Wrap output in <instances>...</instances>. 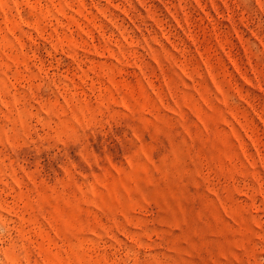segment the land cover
Listing matches in <instances>:
<instances>
[{
  "label": "rangeland",
  "instance_id": "1",
  "mask_svg": "<svg viewBox=\"0 0 264 264\" xmlns=\"http://www.w3.org/2000/svg\"><path fill=\"white\" fill-rule=\"evenodd\" d=\"M0 264H264V0H0Z\"/></svg>",
  "mask_w": 264,
  "mask_h": 264
}]
</instances>
